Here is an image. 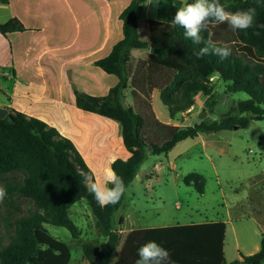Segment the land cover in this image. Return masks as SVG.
Here are the masks:
<instances>
[{
    "label": "trees",
    "instance_id": "16d2710c",
    "mask_svg": "<svg viewBox=\"0 0 264 264\" xmlns=\"http://www.w3.org/2000/svg\"><path fill=\"white\" fill-rule=\"evenodd\" d=\"M1 1L8 3V0ZM147 3L148 0L131 1L120 15L124 38L106 58L95 63L107 74L117 76L118 84L102 97L75 90L76 103L81 110L120 125L131 157L115 160L111 168L123 179L126 190L151 155L168 154L180 142L200 135L230 131L235 127L248 129L253 121H264V28L258 27L264 24V0H220L229 12L256 9V27L233 31L227 23L209 26L212 40L232 49L231 56L225 60L215 55L198 59L194 52L203 45L186 39L183 28L173 24L171 38L185 50L187 60L194 58L199 62L201 71L188 66L187 61L180 62L178 67L149 61L134 65L133 50L150 51L160 60L172 54L169 49L151 47L139 37V17ZM24 30L15 19L0 25L4 36ZM202 35L207 38V32ZM210 76H217L226 92H242L250 98L237 102L218 121L205 119L192 126L179 127L156 119L150 98L154 91L160 93L170 118L176 120L195 105L198 94L207 96V102L213 99ZM128 90H131L132 105L126 103ZM84 175L94 177L75 144L56 128L15 110H10L9 115L0 120V185L7 189L3 201L5 211L0 210V264H70L69 247L54 239L45 225L65 228L74 239H79L80 230L71 219L70 210L82 200L90 207L97 230L107 239L103 248L83 244L88 264H111L119 248L115 264H136L138 248L149 240L167 249L175 264H264V239L256 254L241 255V261L226 260L227 226L223 221L139 229L123 239L115 222L126 191L117 205L101 207L88 192ZM183 181L204 193L203 175L191 173ZM120 224H123L122 219Z\"/></svg>",
    "mask_w": 264,
    "mask_h": 264
},
{
    "label": "crops",
    "instance_id": "0c3cea01",
    "mask_svg": "<svg viewBox=\"0 0 264 264\" xmlns=\"http://www.w3.org/2000/svg\"><path fill=\"white\" fill-rule=\"evenodd\" d=\"M131 1L8 0L4 4L0 0V25L15 19L25 27L22 32H11L5 36L0 32V107L8 109L9 113L15 110L56 128L75 144L100 183H103L105 169L117 159L128 160L131 153L124 145L120 125L99 114L81 110L76 103L75 90L102 97L118 84L117 76L107 74L95 63L106 58L124 38L120 15ZM188 1L159 0L158 4H153L148 0L139 17V37L151 47L169 49L172 54L168 59L160 60L150 51L133 50L134 65L139 61H149L178 67L180 62L187 61L185 50L171 38V30L177 9ZM130 93L131 90L126 92L128 105L133 104ZM156 93L160 95L154 91L150 97L155 117L160 123L171 126H192L184 124L183 118L187 120L194 113L198 98L203 97L205 103L208 101L207 96L198 94L192 111L179 116L184 122L176 124L179 117L172 120L169 115V120H165L157 114ZM198 138L205 154L209 147L214 148L206 135ZM181 143L165 154L166 160ZM162 155L157 158H162ZM173 167L176 169L175 165ZM141 168L134 181L140 177L142 180L149 178L150 174H142ZM155 168L159 172L163 166L156 164ZM218 221L175 222L158 227ZM223 222L227 226V222ZM139 229L146 228L132 227L120 233L128 234ZM259 251L260 246L257 245L253 252L240 254L238 261L242 260L241 255L250 256Z\"/></svg>",
    "mask_w": 264,
    "mask_h": 264
},
{
    "label": "rangeland",
    "instance_id": "374dc122",
    "mask_svg": "<svg viewBox=\"0 0 264 264\" xmlns=\"http://www.w3.org/2000/svg\"><path fill=\"white\" fill-rule=\"evenodd\" d=\"M187 65L201 71L202 66L194 58ZM215 78V77H214ZM210 85L214 97L205 103L203 97L193 114L176 124L193 125L206 112L207 122L218 121L239 101L249 99L246 93H228L224 83L215 78ZM156 112L169 120L167 108L156 93ZM129 103V97L126 99ZM201 121V120H200ZM212 141L204 153L201 139L182 141L165 159V154L148 158L141 166L149 178L140 177L126 190L121 208L116 212L117 229L158 227L175 222H203L219 220L227 222L225 257L228 262L238 260L240 254H248L260 246L264 239V121H253L248 129L205 134ZM209 135V136H207ZM162 165L157 171L155 165ZM173 165L176 166L174 169ZM198 173L206 180L205 191L199 193L194 186L184 183V178ZM4 202L0 210L5 211ZM70 217L80 230V238L74 239L62 227L45 225L48 233L65 243L71 251L70 264H88L83 244L105 247L107 239L96 228V220L85 200L76 203ZM120 219L123 224H120ZM127 234H122L123 239ZM120 248L113 255L112 263L119 257Z\"/></svg>",
    "mask_w": 264,
    "mask_h": 264
},
{
    "label": "clouds",
    "instance_id": "9594fccd",
    "mask_svg": "<svg viewBox=\"0 0 264 264\" xmlns=\"http://www.w3.org/2000/svg\"><path fill=\"white\" fill-rule=\"evenodd\" d=\"M149 3L158 4L159 0H149ZM172 23L183 28L186 39H190L196 45H203L199 51L194 52L198 59L206 55H215L225 60L231 56L232 49L227 45H217L212 40V33L208 31L209 26L213 23H227L233 31H244L256 27V9L248 8L244 11L229 12L220 0H192L191 3L177 9ZM258 27L264 28V24ZM205 32H207V38L202 35ZM84 181L88 192L94 196L101 207L117 205L126 191L123 179L111 167L105 169L103 183L89 175H84ZM6 196L7 189L0 185V203ZM137 254L139 258L136 264H175L170 252L154 240L142 244Z\"/></svg>",
    "mask_w": 264,
    "mask_h": 264
},
{
    "label": "water",
    "instance_id": "95a60500",
    "mask_svg": "<svg viewBox=\"0 0 264 264\" xmlns=\"http://www.w3.org/2000/svg\"><path fill=\"white\" fill-rule=\"evenodd\" d=\"M9 115V110L6 108H2L0 107V120L5 119L7 116ZM207 117V113L203 112L200 116H199V120L203 121L205 120ZM235 130L239 129L238 127L234 128Z\"/></svg>",
    "mask_w": 264,
    "mask_h": 264
},
{
    "label": "built area",
    "instance_id": "2783aa9c",
    "mask_svg": "<svg viewBox=\"0 0 264 264\" xmlns=\"http://www.w3.org/2000/svg\"><path fill=\"white\" fill-rule=\"evenodd\" d=\"M214 79H215L214 76H210V77H209V83H210V82H213ZM191 111H192V109L190 108L187 112L189 113V112H191Z\"/></svg>",
    "mask_w": 264,
    "mask_h": 264
}]
</instances>
